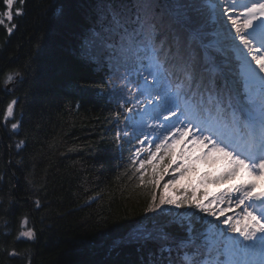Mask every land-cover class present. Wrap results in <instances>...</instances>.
<instances>
[{"label":"snow or ice","instance_id":"1","mask_svg":"<svg viewBox=\"0 0 264 264\" xmlns=\"http://www.w3.org/2000/svg\"><path fill=\"white\" fill-rule=\"evenodd\" d=\"M3 3L0 25L22 14L16 0ZM85 16L79 54L86 61L107 58L109 87L101 92L116 105L114 146L140 145L130 160L150 192L146 212L153 214L150 227L140 223L111 242L110 264H264V187L257 183L264 180V0H89ZM18 75L8 74L6 83ZM16 105V99L7 104L5 124ZM19 127L11 123L14 131ZM145 127L161 130L159 143L139 159ZM189 136L200 155L193 159L185 146L177 158L174 149ZM195 161L214 171L176 187L185 173L197 171ZM165 176L171 179L161 186ZM225 181L217 193L197 195L200 185ZM169 186L181 195L170 194ZM233 197L241 208L235 220L225 215ZM20 224L16 240L34 241L27 215ZM173 225L183 235L169 231ZM125 248L137 259L122 260ZM9 255L21 253L13 248Z\"/></svg>","mask_w":264,"mask_h":264},{"label":"trees","instance_id":"2","mask_svg":"<svg viewBox=\"0 0 264 264\" xmlns=\"http://www.w3.org/2000/svg\"><path fill=\"white\" fill-rule=\"evenodd\" d=\"M16 1L22 14L0 25V264H110L111 242L140 223L150 227L153 214L146 212L150 192L130 160L140 145L114 146L116 105L101 92L109 87L107 58L86 61L78 51L89 0ZM5 10L0 0V14ZM10 73L19 75L6 83ZM13 99L14 119L5 124ZM141 131L148 140L139 159H146L159 140L146 127ZM189 179L180 180L181 189ZM25 215L36 229L34 241L16 240ZM169 231L183 235L176 225ZM13 248L21 255L10 256ZM121 259L137 257L125 248Z\"/></svg>","mask_w":264,"mask_h":264},{"label":"rangeland","instance_id":"3","mask_svg":"<svg viewBox=\"0 0 264 264\" xmlns=\"http://www.w3.org/2000/svg\"><path fill=\"white\" fill-rule=\"evenodd\" d=\"M16 2H17V1H16ZM15 4H16V3H15ZM15 8H17V6H15ZM6 22H7V21H6ZM149 123H152V122L149 121ZM160 132H161V130L158 129V128L156 129L155 132H153L152 129H149V128L146 127V133L152 135V136H153V139H154L155 142L157 141L156 136L159 135ZM161 138H162V136H161ZM190 140H191V136L187 137L184 143H181V144L177 145V147L174 149V154H175V156H176L177 158H179V156H180V151H181L182 149H184L185 146H187V148L189 149V155H191V156L193 157V159H194L196 156L200 155V149H199V147L193 148V146H192L190 143H188V141H190ZM169 142H171V140H170ZM195 165H196V170H197V171H196V172H193V174H194L193 177H194V178H197V179H198V176H199V175H202V174H203L204 172H206V171H214L213 168H211L209 165L205 164V163L202 162V161H195ZM171 171H172V170L170 169L169 172H171ZM165 177L171 178V176H165ZM184 177L187 178V179H189V177H188V173H185V176H184ZM248 179H255V177H250V178H248ZM184 181H185V180H184ZM257 183H258V185H259L260 187H264V180H257ZM227 184H228L227 181H225V182H223L222 184H219V185H217V184H215V183H208V184H206V185H200V186L198 187V189L200 190V193L203 192L205 189H207V190H209V191H211V192H213V193H217L221 188H225V187H227ZM181 185H182V184H180V182H179V184L176 185V187H180ZM180 188H181V187H180ZM257 190H259V188H258ZM169 193H170V194H174V195L177 196V193H178V192L175 191V187L169 186ZM209 198H210V197H209ZM227 199H228V198L226 197L225 200L227 201ZM232 200H233V203L231 204V210L227 211V212L225 213V215H226V216H231V217L233 218V220H235V219L239 216V214H240V212H241V208L236 206V204H235V198H234V197L232 198ZM168 207H169V206H166V209H167ZM221 207H225V208H227V207H228L227 202H226L224 205H221ZM241 207H242V206H241ZM171 210H172L173 212H175L176 208H171ZM221 218L223 219L224 217H221Z\"/></svg>","mask_w":264,"mask_h":264},{"label":"water","instance_id":"4","mask_svg":"<svg viewBox=\"0 0 264 264\" xmlns=\"http://www.w3.org/2000/svg\"><path fill=\"white\" fill-rule=\"evenodd\" d=\"M10 84H8V86H9Z\"/></svg>","mask_w":264,"mask_h":264}]
</instances>
